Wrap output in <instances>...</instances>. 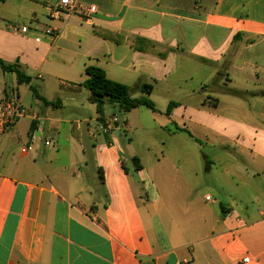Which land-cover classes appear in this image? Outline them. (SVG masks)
Segmentation results:
<instances>
[{"label": "crops", "instance_id": "1", "mask_svg": "<svg viewBox=\"0 0 264 264\" xmlns=\"http://www.w3.org/2000/svg\"><path fill=\"white\" fill-rule=\"evenodd\" d=\"M58 1L0 4V60L35 73L28 85L10 73L0 86L27 110L0 139V264H264V0H80L85 10L65 20L49 14ZM41 17L59 32L54 43ZM12 24L30 32L12 35ZM87 66L131 97L152 86L156 111L138 115L164 140L182 137V171L162 148L151 158L157 141L136 122L139 108L96 112ZM113 116L121 123L104 133ZM190 126L214 136L180 131ZM135 133L138 144L121 142ZM192 150L203 172L223 166L246 195L224 204L203 195ZM165 161L170 169L157 167ZM162 177L174 184L161 191Z\"/></svg>", "mask_w": 264, "mask_h": 264}, {"label": "rangeland", "instance_id": "2", "mask_svg": "<svg viewBox=\"0 0 264 264\" xmlns=\"http://www.w3.org/2000/svg\"><path fill=\"white\" fill-rule=\"evenodd\" d=\"M27 6V5H26ZM41 21L43 23V28H45L46 26L49 25L48 20L46 18H42L41 17ZM72 51L73 48H71ZM55 52L53 54H51L49 56L48 61L49 62H55V58L54 55ZM21 71H25L24 73L27 75L28 72H26V70L23 68L21 69ZM2 75L5 76V79H2ZM29 76H31V78L34 79V72H30V74H28ZM12 74L10 73H5L3 74L0 71V86L2 85L3 81H5L6 83L9 84L10 82V78H11ZM59 79H64L63 76L61 74H59L57 76ZM225 90H223L226 93V89H228L227 87H224ZM227 94V93H226ZM142 96V94H141ZM140 97V96H138ZM155 99H157V101H160L161 96H159L158 94H154ZM153 97V99H154ZM137 98V97H134ZM148 98L150 99V95L148 96ZM151 100V99H150ZM152 101V100H151ZM153 102V101H152ZM155 105V104H154ZM114 111V110H113ZM112 109L108 106H105L103 112L107 115L111 114ZM140 112H145L146 114H150L149 110L145 109V108H139L138 110L133 111V115L136 118V122H139V119H141L142 121H144L147 125V127L149 128V137L152 141H157L155 146L151 145L149 147H151L152 152L155 154L154 157L151 156V158H159V148H162L165 152V155L168 157V159L171 161V163H174L177 165V163H181L179 167H181V171H182V162H178L179 159H182L183 156V146L182 144L179 142L180 138L182 137H166L164 140V136L162 133H159V131L154 127V124L149 120V118H142V115L139 116L138 114H140ZM139 116V118H138ZM149 116V115H148ZM188 130L190 131L189 134L190 136H192L195 139H200L201 137H209L212 138L214 135L210 132H206L205 130H202L198 127L195 126H190L188 128ZM137 133H135L134 135L129 134L127 137L122 136L121 137V142L123 144L128 143V139L130 138L132 141H134L135 144H138V139L136 136ZM188 138V137H187ZM160 139H163L165 141V145L160 146ZM167 139V140H166ZM146 140H149V138L147 137ZM194 144V141H192ZM148 144H151V142H148ZM159 144V145H158ZM194 146V145H193ZM192 154H191V166H192V170H195V172L197 173V180H198V185L202 188V194L203 195H209L211 198H213L214 200L220 201V203L224 204L227 202H232L233 200H237L238 196H243L246 195L245 192L242 191L241 188H236L234 186V183H232V179L230 176V173H227L226 171L224 172V167L222 166L221 168H219L218 166H213L211 171H209L208 173L203 172L202 171V164L203 161L200 159V157L197 154V151L192 150ZM221 158H223V165L227 164V160L230 159V156H226L225 154L223 155H219ZM160 167V169H170V165L168 164L167 161L163 162L161 164V166H157ZM174 182L171 179H166L164 177H162V179L160 180V187H169L170 185H173ZM234 188L238 191V193L234 190ZM244 190V189H243ZM161 191H162V187H161ZM235 192L237 193L236 195ZM244 193V194H243ZM247 193V192H246ZM161 229L166 231L168 236H173L172 234V225L168 220H161ZM164 235V234H163ZM185 236L184 238L186 239V241L188 242V237L187 235H183ZM164 239V238H163ZM188 247H195L194 245L190 244L188 245Z\"/></svg>", "mask_w": 264, "mask_h": 264}, {"label": "trees", "instance_id": "3", "mask_svg": "<svg viewBox=\"0 0 264 264\" xmlns=\"http://www.w3.org/2000/svg\"><path fill=\"white\" fill-rule=\"evenodd\" d=\"M3 1L4 0H0V4ZM0 69L4 73H13L18 85H28L30 83V77L20 70V67L17 63L9 65L0 60ZM84 73L87 76V79L82 85L88 91L89 102L95 106L96 112L99 115L103 113V109L108 105L115 107L116 114L120 117H124L131 110L137 108H145L152 112L156 111L154 103L148 98L152 92L151 85L142 84L139 88L142 96L134 98L130 96L128 86L108 79L104 70L101 68L97 66H87L84 69ZM30 91L36 98L41 99L32 87H30ZM245 93L246 92L230 90V94L239 97L245 95ZM261 95H264V92H261ZM174 107L175 104H170L165 114L169 115ZM180 131H183L188 136H190L189 132L185 130ZM131 161L137 163L139 160L137 158H132ZM135 168L136 170H140L141 166L137 164Z\"/></svg>", "mask_w": 264, "mask_h": 264}, {"label": "built area", "instance_id": "4", "mask_svg": "<svg viewBox=\"0 0 264 264\" xmlns=\"http://www.w3.org/2000/svg\"><path fill=\"white\" fill-rule=\"evenodd\" d=\"M85 9L80 0H59L58 3L49 8V14L52 18L65 20L72 16L76 12H83ZM7 30L15 36L27 35L30 32V28L24 25H9ZM43 36L48 37L52 43H54L59 35V32L51 27H46L42 29ZM39 41V38L36 39ZM27 113L25 107L17 100L16 97H6L0 95V139L4 136L6 132L11 130L15 123ZM120 120L113 116L109 119H105L101 127L104 133L115 131L117 125L120 124ZM34 140V136H31V141ZM46 146L51 144L50 140L45 141ZM32 150V145L26 147L24 152H30ZM207 201L210 200L209 197L205 198ZM248 258H244L242 263L247 264Z\"/></svg>", "mask_w": 264, "mask_h": 264}]
</instances>
